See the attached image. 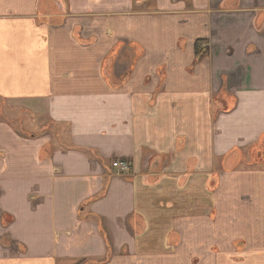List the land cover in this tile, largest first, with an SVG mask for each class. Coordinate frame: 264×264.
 Wrapping results in <instances>:
<instances>
[{
  "label": "crops",
  "instance_id": "crops-1",
  "mask_svg": "<svg viewBox=\"0 0 264 264\" xmlns=\"http://www.w3.org/2000/svg\"><path fill=\"white\" fill-rule=\"evenodd\" d=\"M259 139L264 0H0V264H264Z\"/></svg>",
  "mask_w": 264,
  "mask_h": 264
},
{
  "label": "rangeland",
  "instance_id": "rangeland-1",
  "mask_svg": "<svg viewBox=\"0 0 264 264\" xmlns=\"http://www.w3.org/2000/svg\"><path fill=\"white\" fill-rule=\"evenodd\" d=\"M212 111L215 114V111L217 110L213 109ZM232 152H234V154L231 156V158H228V160H226L224 156L221 157L220 160L215 161V169L220 167V171H222V173H223V169L234 170V171H249V170L264 171V139H259L254 142H246L241 146L234 147L232 149ZM214 175L216 176V173L206 172L207 177L209 176L214 177ZM214 187H215L214 181L208 183V178H207L206 186H205L206 194L211 193L215 189ZM242 243L244 242L240 240L234 243V246L237 249V251H242L243 249ZM234 259L237 260V258ZM252 260H255V258ZM197 262H198L197 259L193 258L192 263L197 264Z\"/></svg>",
  "mask_w": 264,
  "mask_h": 264
},
{
  "label": "built area",
  "instance_id": "built-area-1",
  "mask_svg": "<svg viewBox=\"0 0 264 264\" xmlns=\"http://www.w3.org/2000/svg\"><path fill=\"white\" fill-rule=\"evenodd\" d=\"M112 168L117 176L127 177L131 175V167L127 161L117 160L112 163Z\"/></svg>",
  "mask_w": 264,
  "mask_h": 264
},
{
  "label": "trees",
  "instance_id": "trees-1",
  "mask_svg": "<svg viewBox=\"0 0 264 264\" xmlns=\"http://www.w3.org/2000/svg\"><path fill=\"white\" fill-rule=\"evenodd\" d=\"M199 43H200V41H197V42L195 43V62L200 61V60L203 59L204 56L206 55V54H205L206 52H202V51H200V49H199Z\"/></svg>",
  "mask_w": 264,
  "mask_h": 264
}]
</instances>
